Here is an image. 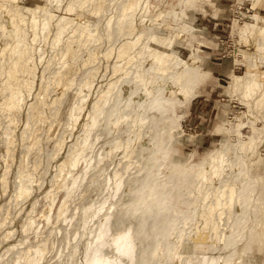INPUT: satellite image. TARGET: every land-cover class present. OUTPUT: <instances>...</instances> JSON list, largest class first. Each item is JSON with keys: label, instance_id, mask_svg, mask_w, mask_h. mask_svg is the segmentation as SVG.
Segmentation results:
<instances>
[{"label": "bare ground", "instance_id": "6f19581e", "mask_svg": "<svg viewBox=\"0 0 264 264\" xmlns=\"http://www.w3.org/2000/svg\"><path fill=\"white\" fill-rule=\"evenodd\" d=\"M194 2L0 0V264H49V244L52 264H241L259 242L264 176L248 157L264 142V16L232 21L245 71L224 82L245 109L216 123L226 138L200 163L180 162L178 109L208 78L199 47L174 48L201 30L184 19ZM62 191L41 237L35 205L48 200L51 224Z\"/></svg>", "mask_w": 264, "mask_h": 264}, {"label": "rangeland", "instance_id": "374dc122", "mask_svg": "<svg viewBox=\"0 0 264 264\" xmlns=\"http://www.w3.org/2000/svg\"><path fill=\"white\" fill-rule=\"evenodd\" d=\"M164 1H166V3ZM262 1L263 3H259L257 4V7H254L252 4H250L249 1L240 2L239 0H195V2L192 3V6L185 9V21L188 18V20L186 21L187 23L201 30L195 32L194 37L191 36V34L189 35V37L191 36L193 38L191 43H186L183 45L176 44L174 45V48L182 57H187L190 54L193 45L199 47L201 49L199 51V54L201 55V65L204 71L207 72L208 78L198 87L196 96L192 99V103L190 104V106L181 107L180 109H178L179 113L184 114V128L182 133H176L171 141L172 148L176 150L174 154V159L176 161H189L193 164L200 163L206 150L210 146H212L217 141L226 138L223 135L215 134L213 132L216 123L228 118L229 113L237 114L235 112H237L238 110L241 111L245 109V106L240 102V93L235 94L233 96L235 98H232V100L227 96L229 93V88L224 82L225 79L226 81H229V79L231 81V76H229L231 75V73L236 72L237 74H242L245 71V67L241 62L243 61L242 59L244 57L235 55V40L238 39V34H232V21H234L235 17L239 16V12L241 11L249 14L250 8L252 12H257L260 15L264 16V0ZM177 3L178 0H153V5L158 4V6H162V8H166L168 10ZM152 9L154 8L152 7ZM169 21L172 22V18H169ZM213 28H215V30ZM215 32H220L221 34L219 36H216ZM201 43H203V46H201ZM206 97L208 98V101H204ZM199 100H202L203 102H199ZM205 102L207 103V107L204 110L206 112L205 116L202 118H198V120L193 119L190 113L193 109V105L196 103L200 104L199 110H202V105ZM262 113L264 114V111ZM244 131L246 134L251 133L249 128H245ZM207 134L210 135V141L205 140ZM258 151H260L259 153L261 155L259 153H254L250 157H248V165L250 166L254 174L264 176V154H262L264 153V142L259 146ZM254 160L256 161L252 162ZM81 166L82 165L80 164L76 168V171H79ZM64 174L65 172L61 173V176H63ZM57 176L58 175L56 174V177ZM63 197L65 198L64 191L59 193L56 198L57 201L52 211L51 224H48L46 219L41 216L44 210H48V200L45 198H41L35 205V209H37V211L35 210L33 212V215L35 216V218H37V225L42 222L41 225H39L40 230L43 229V234H39L41 237L43 235L46 236L53 229V224H55L56 221V212L58 206L64 199ZM77 198L78 196H76L74 203L72 202V205L78 202ZM256 205L258 207L260 206L262 210L260 212V209H258V207H255L256 209H254L253 213H255L254 218L256 216V219L253 218L254 220L250 221V223H252L250 224L249 228L251 230L253 229L254 233H257H255V237L258 238L259 242H255L256 244L253 242L251 243V245L247 249L246 255L244 256V258H242L243 264H264V205L262 204V202L256 203ZM17 236V245L21 247L23 246V244L20 245V240L22 239V236L24 239L25 234L23 232H20ZM41 237L36 236V234L32 233L31 231L30 238L28 239V241H26V243H29V240L33 243H39L40 239H42ZM49 237V239L52 238L51 235ZM47 246L49 249L47 251H49L50 254L46 251L47 259L45 260L49 264H52L54 263V260L58 258V247L57 245H55V249L51 251V244ZM255 248H257V251L255 250ZM48 255L50 256L49 260ZM52 258L54 260H52Z\"/></svg>", "mask_w": 264, "mask_h": 264}, {"label": "crops", "instance_id": "0c3cea01", "mask_svg": "<svg viewBox=\"0 0 264 264\" xmlns=\"http://www.w3.org/2000/svg\"><path fill=\"white\" fill-rule=\"evenodd\" d=\"M214 30H215V28H213ZM221 33L220 32H215V35L216 36H219ZM202 100H199V102H201ZM204 101H208V98L206 97L205 98V100ZM198 102V103H199ZM203 102V101H202ZM198 103H196V104H194L193 105V109L191 110V115H192V118L193 119H195V120H198V118H202V117H204L205 116V114H206V112L204 111L205 109H206V107H207V103L205 102L203 105H202V110H199V107H200V104H198ZM197 108H198V110H197ZM204 111V112H203ZM207 137L205 138V140H208V141H210V135H206Z\"/></svg>", "mask_w": 264, "mask_h": 264}]
</instances>
